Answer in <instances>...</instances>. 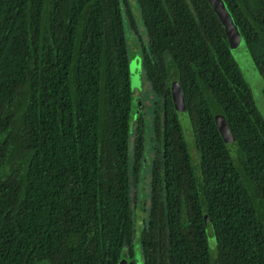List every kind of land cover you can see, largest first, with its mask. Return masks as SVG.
I'll use <instances>...</instances> for the list:
<instances>
[{
    "label": "trees",
    "instance_id": "obj_1",
    "mask_svg": "<svg viewBox=\"0 0 264 264\" xmlns=\"http://www.w3.org/2000/svg\"><path fill=\"white\" fill-rule=\"evenodd\" d=\"M222 1L264 81V0ZM135 2L0 0V264H264V120L223 26L207 0Z\"/></svg>",
    "mask_w": 264,
    "mask_h": 264
},
{
    "label": "rangeland",
    "instance_id": "obj_2",
    "mask_svg": "<svg viewBox=\"0 0 264 264\" xmlns=\"http://www.w3.org/2000/svg\"><path fill=\"white\" fill-rule=\"evenodd\" d=\"M207 1L213 8L215 14L217 15L219 21L223 26L230 54L234 59V61L236 62L240 70L241 76L249 88L255 107L257 108V110L259 111L260 115L264 120V81L259 75L253 63L249 50L238 29V26L222 0H207ZM127 2L129 3L131 8L136 9L137 6L135 0H127ZM140 26H138V33L140 37L143 39V42H145L146 40L145 31L144 28L142 27V24H140ZM128 39L130 40L129 35H128ZM140 60H141L140 49L136 50V45L134 44V46H131V50H129L130 86L135 94L141 93L139 95V99L146 106L143 112L144 120L146 121L145 124L147 125L146 134L151 135V131L148 126L151 122L150 117H152L154 114V111L152 110L153 108L152 103L158 100L156 96L152 95V97H150L147 94L149 92V86L148 83L145 81L144 74L141 69ZM179 114H180L179 119L181 120V125L185 131L186 139L191 141L190 143L191 154L193 156L195 163H197L198 155L193 144V140H192L193 137L190 128L188 126V120L186 118V115H184L183 113L182 114L179 113ZM140 196H142V198L145 200V195L140 194ZM138 210H139L138 224L140 225L143 221L142 220L143 213L141 206L138 208ZM213 242L214 240L212 235H209V243L211 246H213ZM135 258L137 259L140 258V253L138 250L136 251ZM121 262L124 261L121 260Z\"/></svg>",
    "mask_w": 264,
    "mask_h": 264
},
{
    "label": "water",
    "instance_id": "obj_3",
    "mask_svg": "<svg viewBox=\"0 0 264 264\" xmlns=\"http://www.w3.org/2000/svg\"><path fill=\"white\" fill-rule=\"evenodd\" d=\"M171 89H172V100L176 111L181 114L183 113L184 115L187 116L180 86L178 85V83H175ZM214 119L224 142L229 146L232 145L234 143V137L224 117L222 115L217 114L215 115ZM121 264H125V263H121Z\"/></svg>",
    "mask_w": 264,
    "mask_h": 264
}]
</instances>
